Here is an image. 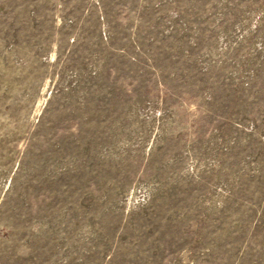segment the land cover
I'll return each instance as SVG.
<instances>
[{"label":"rangeland","instance_id":"rangeland-1","mask_svg":"<svg viewBox=\"0 0 264 264\" xmlns=\"http://www.w3.org/2000/svg\"><path fill=\"white\" fill-rule=\"evenodd\" d=\"M0 264H264V0H0Z\"/></svg>","mask_w":264,"mask_h":264}]
</instances>
